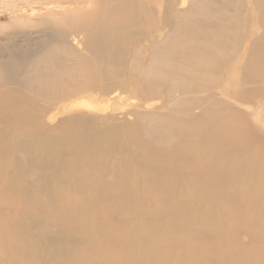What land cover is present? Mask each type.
Listing matches in <instances>:
<instances>
[{
	"label": "rangeland",
	"instance_id": "obj_1",
	"mask_svg": "<svg viewBox=\"0 0 264 264\" xmlns=\"http://www.w3.org/2000/svg\"><path fill=\"white\" fill-rule=\"evenodd\" d=\"M190 1L195 0H0V156L5 165H0V212L4 217L0 227L21 220L26 196L34 191L35 184L54 202L70 199L83 205L98 197L97 183L116 182L118 176L126 173L130 174L128 181L140 190L138 196L145 197L152 188L146 185L143 189V183L137 187L142 173L153 184L161 181L165 185L172 183L169 177L173 174H194L192 168L198 164L195 154H184L183 165L170 163V173H160L150 162L141 161L145 158L143 143L153 136L140 132L145 127L143 118L148 116L177 114L175 120L181 126L198 128L205 143L227 127L236 138H243L237 141L264 148V68L260 66L264 62L256 58L264 47V0L229 2L230 16H241L242 39H238L236 50L246 48L245 55L237 58L236 50L222 42L219 57L207 62L213 70L209 76L213 84L195 93L173 94L175 101L182 100L177 102L181 103L178 109L171 110L174 100L169 103L166 95L157 92L163 84L152 85L143 72L148 57L135 55L133 50L147 48L151 40L160 41L175 23L178 8L186 7ZM216 2L222 5L225 1ZM50 48L59 55L58 68L64 71L48 85L27 84V80L38 75L32 64ZM210 99L216 102L211 107L213 114L204 115L202 106ZM189 101L197 104L190 107ZM28 126L33 138L20 142L16 132H23ZM233 136L231 133L235 143ZM79 139L85 143L101 142L96 159L92 158L93 152H88L92 150L80 145ZM179 140L176 136L164 146V152L173 157V147ZM222 145L225 147L219 153L235 146H227L228 142ZM208 149L204 144L196 152L206 158ZM178 152L175 157L181 156ZM72 161L76 168L71 173L65 167L69 168ZM233 178L238 181L237 175L233 174ZM194 199L196 195L192 193L189 200ZM228 203L218 200L222 206L227 207ZM40 209L34 212L36 216L42 214ZM114 212L112 217L101 220L108 246L117 242L116 224L136 226L139 221L130 209ZM158 218L148 208L144 220L159 221ZM56 230V226L51 227L52 233ZM258 232V228L239 229L233 247L250 252L256 246ZM35 235L37 230L23 240L13 235L20 252L34 255ZM189 237H194L192 231ZM56 239L50 238L55 249L60 246ZM72 240L86 251L90 249L82 236L75 235ZM2 246L0 242V264H13L10 253L1 250ZM37 252L42 264H63L61 259L48 257L40 249ZM210 256L219 264L228 262L219 250ZM148 264L165 261L154 257Z\"/></svg>",
	"mask_w": 264,
	"mask_h": 264
},
{
	"label": "bare ground",
	"instance_id": "obj_2",
	"mask_svg": "<svg viewBox=\"0 0 264 264\" xmlns=\"http://www.w3.org/2000/svg\"><path fill=\"white\" fill-rule=\"evenodd\" d=\"M224 1L222 5L216 0L190 1L186 7L178 8L175 23L160 41L151 40L147 48L133 50L135 55H147L143 72L149 76L152 85L163 84V88L157 92L166 95L169 103L174 100L171 110L178 109L181 103L177 102H182L175 101L173 94L195 93L213 84L211 82L214 80L209 79L213 70L207 66V62L219 57L221 43L226 42L229 48L236 50L238 39H242L239 28L241 16H230L229 2L232 0ZM117 29L120 31L119 26ZM253 31L254 28L251 33ZM245 49L236 50L237 58L244 57ZM260 50L262 52L256 58L260 59L258 62H264V47ZM39 55L32 64L38 75L35 79L27 80V84L34 82L48 85L57 81L64 71L58 68L57 52L50 48ZM260 66L264 68V65ZM207 102L204 101L202 114L212 115L211 107L216 102L213 99ZM188 104L191 107L197 102L189 101ZM176 115L143 118L145 127L140 132L153 136L143 143L145 158L141 161L150 162L151 167L160 173H170V163L183 165L186 159H183L184 154H195L198 164L192 168L194 174H173L169 177L172 183L169 181L165 185L161 181L153 184L142 173L137 187L143 183V189L146 185L152 188L148 197H145L138 196L140 190L128 181L130 174L126 173L118 176L116 182L102 180L97 183L98 197L83 205L70 199L54 202L37 188L38 184L32 185L34 191L26 196L21 220L0 227L1 250L10 253L13 264H42L37 255L39 249L48 257L61 259L63 264H148L154 257H161L165 264H219L210 256L217 250L223 252L228 261L226 264H264V148L252 142L237 141L243 138H236L235 132L227 127L205 143L198 128L181 126L175 120ZM231 133L235 143L230 137ZM176 136L180 140L174 145L173 152L177 154L179 151L181 156L175 157L174 154L172 157V154L164 152V146ZM16 138L27 142L33 138L32 130L28 126L23 132H16ZM212 141L219 142L212 144ZM226 141L227 146L235 145L234 148L227 147L228 152L219 153L225 147L223 142L227 144ZM79 143L92 150L88 152H93L92 158L96 159L95 155L102 145L100 141L85 143L79 139ZM204 144L209 147L206 158L196 152ZM2 159L0 156L1 166L4 165ZM96 161L102 166L100 160ZM75 168L76 163L72 161L65 170L72 173ZM233 174L238 176L237 182ZM185 184L188 186H183ZM192 193L196 199L190 201ZM221 198L228 200L227 207L218 204ZM38 207L43 211L40 216L34 213ZM125 208L135 213L139 221L136 226L116 224L117 242L108 246L104 234L105 224L101 220ZM148 208L158 214L159 221L144 220ZM3 218L0 212V220ZM52 226L57 227L53 233ZM243 228H258L260 231L255 239L256 246L250 252L237 251L232 245L237 231ZM34 230H37V235L33 237V249L36 252L34 255L20 252L13 235L23 240ZM191 231L194 237L190 239ZM75 235L82 236L90 244L88 251L80 243L77 244V240H72ZM144 235L146 237L143 238ZM52 237L57 238L56 242L60 245L57 249L50 241Z\"/></svg>",
	"mask_w": 264,
	"mask_h": 264
}]
</instances>
